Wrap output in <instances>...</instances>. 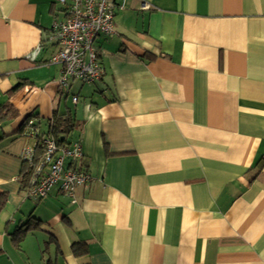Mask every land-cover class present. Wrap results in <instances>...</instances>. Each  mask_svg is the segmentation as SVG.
<instances>
[{"label": "crops", "instance_id": "1", "mask_svg": "<svg viewBox=\"0 0 264 264\" xmlns=\"http://www.w3.org/2000/svg\"><path fill=\"white\" fill-rule=\"evenodd\" d=\"M61 9L0 0V264H264V0H125L67 93ZM66 112L92 180L33 200L22 123Z\"/></svg>", "mask_w": 264, "mask_h": 264}, {"label": "built area", "instance_id": "2", "mask_svg": "<svg viewBox=\"0 0 264 264\" xmlns=\"http://www.w3.org/2000/svg\"><path fill=\"white\" fill-rule=\"evenodd\" d=\"M61 5L62 17L55 19L52 33L57 40V51L49 62L60 64L62 71L58 83L64 92H68L70 80L83 84L93 83L102 78L103 68L98 59L94 42L98 36H111L114 31V17L125 6V0H55ZM150 6L143 4V9ZM77 95L72 101H77ZM22 133L34 142L24 147L22 158L33 167L30 187L26 196L39 200L46 197L49 190L59 184V189L72 202L75 201V189L92 180L88 170L81 167L83 152L80 139L58 145L46 132H40L37 121L29 120ZM38 148L41 156L38 157Z\"/></svg>", "mask_w": 264, "mask_h": 264}, {"label": "trees", "instance_id": "3", "mask_svg": "<svg viewBox=\"0 0 264 264\" xmlns=\"http://www.w3.org/2000/svg\"><path fill=\"white\" fill-rule=\"evenodd\" d=\"M19 86H15L14 90H16ZM15 111L11 104H4L0 106V123L4 120L13 117ZM30 116L27 117L22 123V128H24L25 124L29 121ZM75 119L72 117L70 112H66L64 114L54 113L53 117L47 123V133H49L56 141L58 145H64L68 143V136L74 131L76 127ZM41 148H38V157L41 156ZM37 163V160H34V164ZM33 164V167H34ZM33 167H29L27 172L24 174L22 184L25 187V190L30 187V180L33 173ZM28 221L23 223L17 230L18 235L14 236V242L19 243L22 239V234L26 230V226H28ZM73 250L76 252L77 243L72 245Z\"/></svg>", "mask_w": 264, "mask_h": 264}]
</instances>
